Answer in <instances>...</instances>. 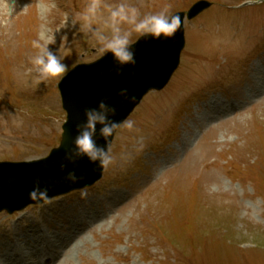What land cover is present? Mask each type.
Wrapping results in <instances>:
<instances>
[{"label": "rangeland", "instance_id": "374dc122", "mask_svg": "<svg viewBox=\"0 0 264 264\" xmlns=\"http://www.w3.org/2000/svg\"><path fill=\"white\" fill-rule=\"evenodd\" d=\"M197 1L127 0L142 16ZM207 1L185 20L167 86L130 115L133 130L117 131L102 179L0 213V264H264V4ZM88 3L15 0L10 16L0 8V162L41 160L59 146L67 115L58 85L104 56L82 19ZM109 15L102 6L92 26L110 35ZM37 39L54 41L69 66L63 77L35 71Z\"/></svg>", "mask_w": 264, "mask_h": 264}, {"label": "water", "instance_id": "95a60500", "mask_svg": "<svg viewBox=\"0 0 264 264\" xmlns=\"http://www.w3.org/2000/svg\"><path fill=\"white\" fill-rule=\"evenodd\" d=\"M209 6L208 1L202 0L194 4L187 14L176 13L181 18L182 26L173 38L154 40L140 37L133 43L135 65L120 67L109 53L92 63L79 64L65 75L59 83L63 108L67 112L60 146L41 160L0 162V212L7 210L12 213L29 204L44 202L29 199V193L37 183L41 190L47 189L51 198L98 180L103 169L90 163L87 157L75 162L66 159V153L74 149L76 126L85 122L84 110L95 108L101 100H105L116 109V115L111 119L120 122L130 115L149 90L162 89L180 63L186 43L185 18L196 17ZM122 89H127L129 98L119 95ZM131 97L135 99L130 100ZM100 127L97 125L94 139L98 146L106 147ZM114 135L109 138L111 143ZM69 172H75L78 178L76 183L67 179Z\"/></svg>", "mask_w": 264, "mask_h": 264}, {"label": "clouds", "instance_id": "9594fccd", "mask_svg": "<svg viewBox=\"0 0 264 264\" xmlns=\"http://www.w3.org/2000/svg\"><path fill=\"white\" fill-rule=\"evenodd\" d=\"M250 3L264 4V0H249ZM102 6L108 7L110 15L104 21V27L110 30V35L105 34L100 28L93 27V21L100 14ZM0 8L8 10V15L15 8V0H0ZM82 19L85 21L88 33L97 43L98 51L102 55L111 54L114 61L120 66L135 65V51L131 42L133 33L140 37H150L154 40L173 38L181 29L182 22L179 15H172L166 6L156 13L141 15L139 8L131 5L127 0L115 6L102 5L101 0H89ZM122 25L130 26L127 30ZM54 41L41 43L40 39L34 40L32 46L38 49V54L30 57V62L41 79L63 77L69 66L63 62V58L54 53L49 45ZM119 95L129 98L127 89H122ZM131 97L130 100H134ZM116 115V109L105 100H101L95 108L84 110L85 122L76 126L77 135L73 141L74 149L66 153V159L75 162L76 159L87 157L90 163L97 164L101 169L107 168L112 162L110 137H113L116 129L126 128L129 131L135 127L131 118H125L120 122L111 119ZM100 125V135L105 140L106 147L97 145L94 137ZM67 179L76 183L78 178L75 172H69ZM86 195V193H84ZM29 199L33 201L49 200L47 189L41 190L39 184L29 193Z\"/></svg>", "mask_w": 264, "mask_h": 264}]
</instances>
